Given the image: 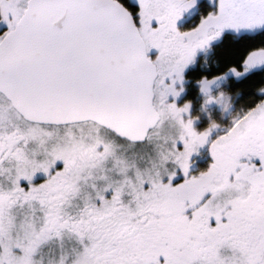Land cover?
Masks as SVG:
<instances>
[{
  "label": "snow or ice",
  "instance_id": "1",
  "mask_svg": "<svg viewBox=\"0 0 264 264\" xmlns=\"http://www.w3.org/2000/svg\"><path fill=\"white\" fill-rule=\"evenodd\" d=\"M0 264H264V0H0Z\"/></svg>",
  "mask_w": 264,
  "mask_h": 264
}]
</instances>
